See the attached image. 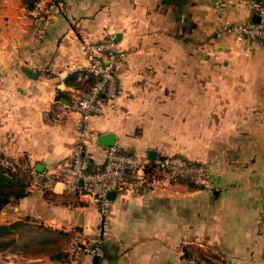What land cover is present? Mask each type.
<instances>
[{
    "label": "crops",
    "instance_id": "1",
    "mask_svg": "<svg viewBox=\"0 0 264 264\" xmlns=\"http://www.w3.org/2000/svg\"><path fill=\"white\" fill-rule=\"evenodd\" d=\"M236 1L219 14L215 0H64V13L32 18L21 16L30 0H0L1 154L39 170L71 158L80 115L68 90L86 64L81 41L109 30L125 55L116 65V96L102 99L103 111L87 121L90 165L103 166L107 145L97 136L113 132L137 156L154 150L205 160L213 182L113 194L98 262L89 254L62 258L70 231L95 232L97 205L60 184L30 188L0 211L1 222L27 218L62 232L61 240L7 253L4 262L180 264L186 254L264 264V44L216 34L223 16L253 18Z\"/></svg>",
    "mask_w": 264,
    "mask_h": 264
},
{
    "label": "built area",
    "instance_id": "2",
    "mask_svg": "<svg viewBox=\"0 0 264 264\" xmlns=\"http://www.w3.org/2000/svg\"><path fill=\"white\" fill-rule=\"evenodd\" d=\"M231 0H215L213 9L221 14ZM246 9L258 16L245 21H233L222 17L216 34H226L235 40H256L264 44V0H238ZM52 9L65 12L64 0H34L30 7L23 8L22 17L39 18ZM81 49L86 64L80 67L75 82L69 87V106L79 113L78 137L71 151V158L60 162L56 168L37 169L28 161L12 158L0 153V166L24 169L29 174L30 188H53L60 184L62 190L78 194L85 201L98 208V224L93 234L72 230L68 233L65 251L72 261L81 254H103V243L109 230L111 198L109 192L135 191L143 187H165L186 181L195 186L212 188L213 182L209 164L205 160H192L179 153L137 156L126 152L115 142L107 146L105 161L100 168H89L90 161L85 154V142L93 136L87 126L89 117L103 111L102 99L114 98L118 91L116 76L117 62L125 55L118 47L114 32L104 30L97 38L84 37ZM86 85H83V84ZM62 114L55 112L54 120L61 122ZM82 180V183H80ZM4 264H26L5 261ZM180 264H222L208 256L183 254Z\"/></svg>",
    "mask_w": 264,
    "mask_h": 264
},
{
    "label": "trees",
    "instance_id": "3",
    "mask_svg": "<svg viewBox=\"0 0 264 264\" xmlns=\"http://www.w3.org/2000/svg\"><path fill=\"white\" fill-rule=\"evenodd\" d=\"M33 2L34 0H30L28 7H30ZM83 85L86 84L84 83ZM19 159L27 161L25 158ZM89 168H93L92 165H89ZM29 189V174L26 170L0 166V211L6 205L17 202L19 198L29 192ZM27 220V218H24L9 222L0 221L1 257H5L7 253L43 251L53 247V245L56 246V243L58 245V235H61L62 232L33 224ZM41 227L42 229H40ZM32 229L44 231L45 235L41 236V238H36L34 235L30 234ZM49 231L56 234V236L48 235L47 233ZM56 255L58 254L53 255V257H56ZM66 257H68L67 252H62V258ZM2 264H4V262Z\"/></svg>",
    "mask_w": 264,
    "mask_h": 264
},
{
    "label": "water",
    "instance_id": "4",
    "mask_svg": "<svg viewBox=\"0 0 264 264\" xmlns=\"http://www.w3.org/2000/svg\"><path fill=\"white\" fill-rule=\"evenodd\" d=\"M253 19L254 20H258V16L256 15H253ZM97 142L99 144H102V145H112L113 143H115V134L113 132H104V133H101L97 136ZM148 156L150 158H155L156 156V153L154 150H149L148 152ZM80 183H82V180H80ZM115 194V192H109V196L111 198V196ZM99 260V256L98 255H93V261L95 262H98Z\"/></svg>",
    "mask_w": 264,
    "mask_h": 264
},
{
    "label": "rangeland",
    "instance_id": "5",
    "mask_svg": "<svg viewBox=\"0 0 264 264\" xmlns=\"http://www.w3.org/2000/svg\"><path fill=\"white\" fill-rule=\"evenodd\" d=\"M1 219H3L2 216H0V221H1ZM30 232H31L30 234L34 235L36 238H41V236H44L45 235V232L44 231H40V230H37L36 231L35 229H32ZM47 234L50 235V236H54V237L56 236V234H53L50 231ZM58 240H61L60 236H58ZM58 244H59V242H58ZM56 247H57V243H56ZM7 259H8L7 262L8 261H11V259H9V258H7ZM4 260H5V257H3V256L1 257V255H0V264H2L4 262ZM13 261L14 262H18L17 260H13Z\"/></svg>",
    "mask_w": 264,
    "mask_h": 264
}]
</instances>
